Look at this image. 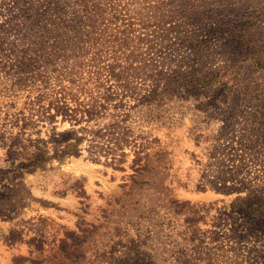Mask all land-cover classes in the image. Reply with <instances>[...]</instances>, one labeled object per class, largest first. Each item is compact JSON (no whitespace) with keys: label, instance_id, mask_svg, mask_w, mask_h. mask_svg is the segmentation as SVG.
<instances>
[{"label":"rangeland","instance_id":"rangeland-1","mask_svg":"<svg viewBox=\"0 0 264 264\" xmlns=\"http://www.w3.org/2000/svg\"><path fill=\"white\" fill-rule=\"evenodd\" d=\"M233 1L190 13L201 44L220 47L215 65H231L228 81L209 97L185 88L174 95L181 124L138 117L135 136L148 153L141 163L132 146L117 167L84 143L80 155L23 172L16 183L0 179V264L20 256L42 264H264V69L249 53L264 51V0ZM246 28L245 47L238 36ZM57 120L60 132L72 127ZM50 127L38 126L43 137ZM3 157L0 149L2 165ZM15 184L26 194H10Z\"/></svg>","mask_w":264,"mask_h":264},{"label":"trees","instance_id":"trees-1","mask_svg":"<svg viewBox=\"0 0 264 264\" xmlns=\"http://www.w3.org/2000/svg\"><path fill=\"white\" fill-rule=\"evenodd\" d=\"M217 1L0 0V179L16 183L23 172L80 155L84 143L90 156H104L117 167L132 146L134 163H141L148 153L142 155L145 143L135 136L138 117L181 124V117H173L174 95L187 89L196 98L209 97L231 75V65H215L220 47L201 44L199 21L190 14ZM225 1L234 7L233 0ZM247 32L238 36L245 47ZM186 43L191 53L184 51ZM260 47L249 53L264 69ZM59 116L72 127L58 131ZM41 123L51 125L47 137ZM84 123L98 128L87 130ZM15 185L10 194H26ZM61 247L71 253L67 237ZM26 260L43 263L20 256L14 264Z\"/></svg>","mask_w":264,"mask_h":264}]
</instances>
